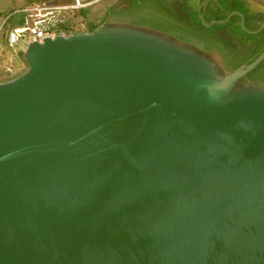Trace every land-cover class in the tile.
I'll use <instances>...</instances> for the list:
<instances>
[{"label": "water", "instance_id": "95a60500", "mask_svg": "<svg viewBox=\"0 0 264 264\" xmlns=\"http://www.w3.org/2000/svg\"><path fill=\"white\" fill-rule=\"evenodd\" d=\"M24 56L0 82V264H264V88L234 87L264 51L222 78L132 31Z\"/></svg>", "mask_w": 264, "mask_h": 264}, {"label": "rangeland", "instance_id": "374dc122", "mask_svg": "<svg viewBox=\"0 0 264 264\" xmlns=\"http://www.w3.org/2000/svg\"><path fill=\"white\" fill-rule=\"evenodd\" d=\"M210 1V8L217 9L220 0H161V2L170 7L176 13V19H166L160 12H157L156 6L151 1L144 3L139 0H106V10L104 15H98L86 18L83 21H78L75 25L76 29L83 32L88 31V25L95 26V30H105L108 32L132 31L143 33L159 39H162L171 44L177 45L189 51H194L208 58L218 69L219 78L230 73L225 64L226 58L243 56L249 44L241 45L239 42H234L224 31L219 33V47L215 49L201 41L193 40L186 32L178 28L177 25L189 23L188 11L193 10L198 13L200 6H205ZM244 10L250 19H264V11L255 3L244 0ZM175 25L174 27L172 25ZM172 24V25H168ZM194 41V42H193ZM27 68V62H24L23 71ZM22 71V72H23ZM254 80L259 82L261 88H264V62L252 76ZM239 83L234 87H239Z\"/></svg>", "mask_w": 264, "mask_h": 264}, {"label": "trees", "instance_id": "16d2710c", "mask_svg": "<svg viewBox=\"0 0 264 264\" xmlns=\"http://www.w3.org/2000/svg\"><path fill=\"white\" fill-rule=\"evenodd\" d=\"M124 1L131 2V0ZM147 1H151L156 6V11L160 12L162 16L165 17L166 15V19H176V13L170 7L164 5L161 0H139L141 3ZM231 12L236 13L224 23L219 22V20L226 19ZM242 18H244V25L241 24ZM188 19L189 23L187 24L180 23L177 25L175 23L174 25H168H172L173 27L177 25L178 28H181L183 32L185 31L193 40L206 43L215 49H220L218 38L221 37L219 33L222 31H225L234 42H239L242 46L249 44L243 56L225 59V64L229 71H233L250 63L264 51V28L258 33L249 32L257 30L264 19H250L245 13L244 2L242 0H220V7L214 10L210 8L208 3L202 6L198 13L189 10ZM94 29L95 27H92L90 30L92 31ZM261 64L239 79V85H254L260 87L259 82L254 80L252 76Z\"/></svg>", "mask_w": 264, "mask_h": 264}, {"label": "built area", "instance_id": "2783aa9c", "mask_svg": "<svg viewBox=\"0 0 264 264\" xmlns=\"http://www.w3.org/2000/svg\"><path fill=\"white\" fill-rule=\"evenodd\" d=\"M82 3L55 5L50 2L33 4L24 10L21 22L6 27L5 39L10 47L25 52L33 42H43L57 35L81 33L76 29L77 15ZM1 82V81H0Z\"/></svg>", "mask_w": 264, "mask_h": 264}, {"label": "crops", "instance_id": "0c3cea01", "mask_svg": "<svg viewBox=\"0 0 264 264\" xmlns=\"http://www.w3.org/2000/svg\"><path fill=\"white\" fill-rule=\"evenodd\" d=\"M197 0H194L196 2ZM244 2V0H242ZM258 5L264 11V0H249ZM50 2L55 5H73L76 2L83 4L78 12L76 20L83 21L98 15H104L106 0H0V81H7L23 71L24 52L10 47L5 39L4 31L9 25L17 24L25 16L24 10L33 4ZM210 4V1L206 4ZM245 5V3H244ZM202 7V6H200ZM199 7V8H200ZM220 5L218 4V8ZM247 15V14H246ZM256 20V19H252ZM95 27L88 25V31Z\"/></svg>", "mask_w": 264, "mask_h": 264}]
</instances>
